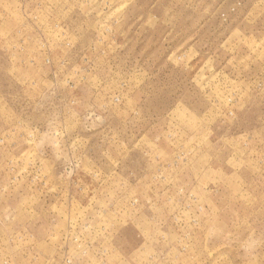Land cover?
Segmentation results:
<instances>
[{"label":"rangeland","instance_id":"374dc122","mask_svg":"<svg viewBox=\"0 0 264 264\" xmlns=\"http://www.w3.org/2000/svg\"><path fill=\"white\" fill-rule=\"evenodd\" d=\"M0 264H264V0H0Z\"/></svg>","mask_w":264,"mask_h":264}]
</instances>
